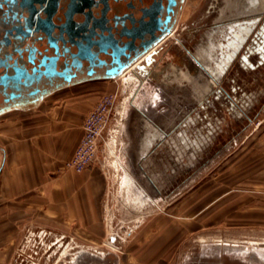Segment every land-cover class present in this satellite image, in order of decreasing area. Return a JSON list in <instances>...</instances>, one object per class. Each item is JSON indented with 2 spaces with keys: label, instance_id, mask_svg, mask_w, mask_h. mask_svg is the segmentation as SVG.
<instances>
[{
  "label": "crops",
  "instance_id": "0c3cea01",
  "mask_svg": "<svg viewBox=\"0 0 264 264\" xmlns=\"http://www.w3.org/2000/svg\"><path fill=\"white\" fill-rule=\"evenodd\" d=\"M250 36L242 41L215 86L200 66L205 77L195 72L191 85L174 87L149 80L143 82L140 93V101L147 100L149 90L161 94L162 102L145 115L162 124L167 123L172 109L178 108L180 116L186 101H196L191 110L192 165L187 169L182 157V184L191 178L193 201H207L198 211L206 205L214 213L210 220L220 223L223 214L230 215L233 224L264 219V79L258 73L264 61L253 68L239 62ZM201 39L198 48L206 52L208 40L206 36ZM257 55L252 53L248 59L256 61ZM185 86L191 89V98ZM217 88L223 95L215 96ZM227 100L234 103L235 114L228 109ZM39 105L0 114V230L41 226L98 233L102 229L99 197L104 190L103 174L94 166L81 173L63 166L81 133L79 117L72 108L34 111Z\"/></svg>",
  "mask_w": 264,
  "mask_h": 264
},
{
  "label": "rangeland",
  "instance_id": "374dc122",
  "mask_svg": "<svg viewBox=\"0 0 264 264\" xmlns=\"http://www.w3.org/2000/svg\"><path fill=\"white\" fill-rule=\"evenodd\" d=\"M210 1L187 0L180 11L174 37L178 44L176 39L170 40L176 62L183 58V46H193L198 35L212 26L213 16L206 14ZM233 71L234 66L229 73ZM258 73L264 79V65ZM133 75L125 73L113 79L70 86L44 98L34 109L40 112L46 108H72L78 115L81 133L71 156L83 138L94 143L95 155L88 167L80 172L64 169L81 173L94 166L103 174L104 190L99 197L102 229L97 233L91 229L54 227L56 238L66 235L70 241L50 262L33 258L32 249L38 246L34 227L1 229L0 264H170L174 259V264H191L198 260L203 240L264 237V219L246 225L233 224L230 215L223 214L224 222L220 223L210 220L214 213H209L206 205L199 212L200 205L207 201H193L191 178L171 194L154 196L149 178L136 174L140 167L133 162V151L142 134L136 109L146 114L162 102V96L149 90L147 100L140 101L144 84L140 79L134 82ZM26 253L32 258L21 260ZM96 256L102 259H94ZM220 260L225 262V257Z\"/></svg>",
  "mask_w": 264,
  "mask_h": 264
},
{
  "label": "flooded vegetation",
  "instance_id": "af4514ba",
  "mask_svg": "<svg viewBox=\"0 0 264 264\" xmlns=\"http://www.w3.org/2000/svg\"><path fill=\"white\" fill-rule=\"evenodd\" d=\"M186 1L0 0V114L40 104L70 86L125 73L143 82L163 78L160 68L176 62L170 40ZM221 4L209 2L206 14L212 21ZM149 54L155 58L153 65L147 73L139 72L137 65ZM257 57L264 61V54ZM177 110H171L167 123L177 120ZM155 170L159 187L152 186L154 196L171 194L182 185L178 160ZM34 234L38 246L32 249L33 258L44 262L52 261L70 241L66 235L56 238L54 227H34ZM30 258L26 253L21 260Z\"/></svg>",
  "mask_w": 264,
  "mask_h": 264
},
{
  "label": "water",
  "instance_id": "95a60500",
  "mask_svg": "<svg viewBox=\"0 0 264 264\" xmlns=\"http://www.w3.org/2000/svg\"><path fill=\"white\" fill-rule=\"evenodd\" d=\"M217 11L218 16L212 26L204 29L198 35L193 46H183V58L181 57L178 62H169L168 66L160 68L164 77L157 80H162L163 83L171 84L174 87L183 84L191 85V79L195 72H197L196 75H203L202 67L213 78V80L209 78V82L215 86V82H219L221 79L223 69L235 56L245 37L250 34V39L239 57V62L240 64L244 62L251 68L262 62L263 57L252 62L248 57L252 53L259 54V56L264 54V1L222 0ZM258 15L261 16L258 17ZM254 16L255 18H252ZM203 36H206L208 40L206 52H203V48H198ZM175 43L178 44L177 41ZM152 53H156V51ZM154 60L155 58L149 54L141 64L137 65L136 69L139 72L141 70L147 73ZM209 60L212 61V66ZM146 81H149V78ZM185 90L189 92L188 95L191 98V89L185 86ZM218 95H223V90L220 88L215 91V96ZM193 101L195 100L185 102V110L181 111L180 116H176V121H169L165 124L152 117H147L141 110L136 109L139 112V128L142 134L133 151V162L141 170L140 172L137 167L136 174L143 173L148 176L152 186L159 187L158 172L155 170L159 164L166 167L171 165V161L178 160L182 167V157H185V167L189 169L192 165L191 127L194 117L191 110ZM172 104L175 105L174 102ZM227 107L230 112L236 111V107L231 101L227 100ZM177 122H180L179 127L176 126ZM177 127L178 129H176ZM200 250L198 260L191 264H264V237L242 241L213 240L205 242L203 240L200 242ZM222 257H225V262L220 260ZM174 262L175 259L170 264H174Z\"/></svg>",
  "mask_w": 264,
  "mask_h": 264
},
{
  "label": "built area",
  "instance_id": "2783aa9c",
  "mask_svg": "<svg viewBox=\"0 0 264 264\" xmlns=\"http://www.w3.org/2000/svg\"><path fill=\"white\" fill-rule=\"evenodd\" d=\"M94 155V143L83 138L73 155L64 162V167L80 172L90 165Z\"/></svg>",
  "mask_w": 264,
  "mask_h": 264
},
{
  "label": "bare ground",
  "instance_id": "6f19581e",
  "mask_svg": "<svg viewBox=\"0 0 264 264\" xmlns=\"http://www.w3.org/2000/svg\"><path fill=\"white\" fill-rule=\"evenodd\" d=\"M260 1V0H259ZM264 1V0H261V2ZM217 7H219V5H217ZM131 79H134V82L135 81H138L140 78L135 74L133 76H131ZM141 80V79H140ZM116 165V164H115ZM62 252V251H61Z\"/></svg>",
  "mask_w": 264,
  "mask_h": 264
}]
</instances>
